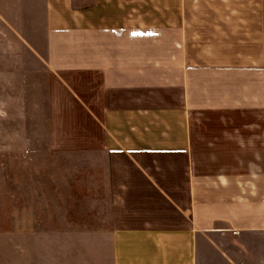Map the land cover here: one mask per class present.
Masks as SVG:
<instances>
[{"label": "crops", "instance_id": "1", "mask_svg": "<svg viewBox=\"0 0 264 264\" xmlns=\"http://www.w3.org/2000/svg\"><path fill=\"white\" fill-rule=\"evenodd\" d=\"M0 22L46 70V196L109 264H264V0H0Z\"/></svg>", "mask_w": 264, "mask_h": 264}, {"label": "rangeland", "instance_id": "2", "mask_svg": "<svg viewBox=\"0 0 264 264\" xmlns=\"http://www.w3.org/2000/svg\"><path fill=\"white\" fill-rule=\"evenodd\" d=\"M46 75L32 50L0 24V264H109L101 245L87 241L85 214L46 196L54 191ZM101 222L97 210L95 235Z\"/></svg>", "mask_w": 264, "mask_h": 264}]
</instances>
